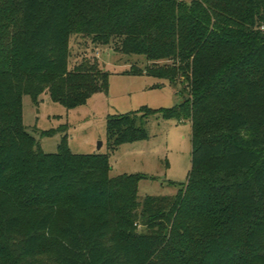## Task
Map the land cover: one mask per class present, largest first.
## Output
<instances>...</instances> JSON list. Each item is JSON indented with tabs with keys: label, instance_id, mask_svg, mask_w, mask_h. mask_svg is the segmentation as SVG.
Masks as SVG:
<instances>
[{
	"label": "trees",
	"instance_id": "1",
	"mask_svg": "<svg viewBox=\"0 0 264 264\" xmlns=\"http://www.w3.org/2000/svg\"><path fill=\"white\" fill-rule=\"evenodd\" d=\"M73 34L118 41L186 94L160 110L192 124L176 195L139 200L148 176L111 177L107 154L64 138L46 153L24 126L25 93L74 108L107 90L97 62L69 67ZM263 97L264 0H0V264H264ZM156 111L110 116L109 148L146 139Z\"/></svg>",
	"mask_w": 264,
	"mask_h": 264
},
{
	"label": "rangeland",
	"instance_id": "2",
	"mask_svg": "<svg viewBox=\"0 0 264 264\" xmlns=\"http://www.w3.org/2000/svg\"><path fill=\"white\" fill-rule=\"evenodd\" d=\"M181 1L191 3L193 0ZM117 47L118 41L101 45L88 36L73 34L69 67L72 69L84 59L97 62L98 67L108 73L107 90L95 92L85 104L74 108L54 101L48 91L37 100L25 93L22 97L23 124L46 153L58 152L64 138L75 154H107L111 177L148 176L139 182V200L146 196H174L187 182L192 169V124L190 120L181 122L165 118L160 110L179 105L186 94L183 96L179 85L147 74L151 62L146 56L122 53ZM168 63L171 61L162 60L158 65ZM134 68L144 73H133ZM143 107L157 110L143 120L147 138L111 150L108 118L139 112ZM249 113L254 118L255 128L258 123L255 120H264V99L251 107ZM260 131L264 134V128Z\"/></svg>",
	"mask_w": 264,
	"mask_h": 264
},
{
	"label": "water",
	"instance_id": "3",
	"mask_svg": "<svg viewBox=\"0 0 264 264\" xmlns=\"http://www.w3.org/2000/svg\"><path fill=\"white\" fill-rule=\"evenodd\" d=\"M100 146H99V149L101 148V146H102V142H100V144H99Z\"/></svg>",
	"mask_w": 264,
	"mask_h": 264
}]
</instances>
